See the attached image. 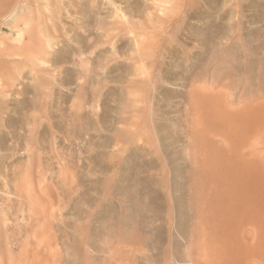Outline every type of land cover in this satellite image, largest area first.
Returning a JSON list of instances; mask_svg holds the SVG:
<instances>
[{"label":"rangeland","instance_id":"rangeland-1","mask_svg":"<svg viewBox=\"0 0 264 264\" xmlns=\"http://www.w3.org/2000/svg\"><path fill=\"white\" fill-rule=\"evenodd\" d=\"M0 49V264H264V0H0Z\"/></svg>","mask_w":264,"mask_h":264},{"label":"bare ground","instance_id":"bare-ground-1","mask_svg":"<svg viewBox=\"0 0 264 264\" xmlns=\"http://www.w3.org/2000/svg\"><path fill=\"white\" fill-rule=\"evenodd\" d=\"M166 8V7H165ZM167 10H169L168 8H166V11ZM162 11V10H161ZM159 19H160V17H159ZM167 21H171L169 18L167 19ZM165 23V22H164ZM19 36V35H18ZM20 37V36H19ZM12 47V46H11ZM12 49H14V48H12ZM1 51H2V49H0ZM4 51V50H3ZM6 51V50H5ZM5 53H7V52H5ZM11 53V52H10ZM1 90H3L2 88H0V92H2ZM7 107V100L6 99H4V98H2V99H0V113H5V111H4V109ZM0 119L2 120V124H4L5 123V121H6V116H3V115H1L0 116ZM0 126H1V124H0ZM1 130V129H0ZM1 160V159H0ZM264 207V206H263ZM247 222V221H246Z\"/></svg>","mask_w":264,"mask_h":264}]
</instances>
